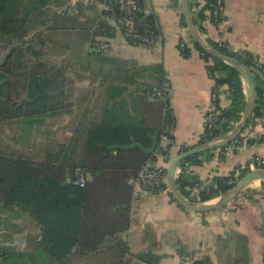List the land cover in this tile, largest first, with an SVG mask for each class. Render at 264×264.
<instances>
[{"label": "trees", "instance_id": "obj_1", "mask_svg": "<svg viewBox=\"0 0 264 264\" xmlns=\"http://www.w3.org/2000/svg\"><path fill=\"white\" fill-rule=\"evenodd\" d=\"M204 1L202 5L197 0H190V10L193 13V4L201 6L198 15H194L196 19L193 18L201 30V21L207 18V12L211 15L217 2ZM71 2L72 0H0V210L6 208L18 214L25 213L39 227L34 238L37 242L30 251L21 252L14 247L2 249L0 245L1 264H64L69 261L73 251L89 254L102 252L103 247L109 248L111 238L127 230L131 224L132 178L149 159L156 160L160 155L169 159V151L161 147L164 104L151 99L143 101L145 117L141 124L117 122L114 111H125L128 103H115L109 109L110 118L106 116L102 122L91 126H76L75 136L69 143L47 147L41 158L28 156L18 149L3 147L2 137L6 131L2 125L6 120L18 123L19 138L25 136V139H31L33 132L46 125L51 116L60 114L72 105V88L68 90V85L75 83L71 75L74 73L71 70L73 64H50L48 60L41 58L43 51L35 49L34 41L25 40L32 32L48 24V27L45 26L48 30L64 31L67 27L64 23L60 24L62 16L72 18L77 23L75 14L68 12L70 7L75 6ZM54 6L60 7V15L50 11ZM142 21L146 29L159 34V23L153 14L145 11ZM74 27L71 26L68 31L73 32ZM81 30L82 40L91 43L95 55L99 58L108 56L109 53L98 52L94 47L98 37L114 36L116 29L108 21L103 18L89 28L83 29L82 26ZM141 30L143 31V27ZM40 38L38 42L42 46L43 39ZM209 43L234 57L249 68L252 74H262L253 62L256 56L250 52L245 51L243 56L216 42ZM196 46L205 59L211 60L209 53L201 46ZM182 52L188 56L190 50L185 48ZM90 66L86 64L84 67L90 70ZM208 70L217 84L229 86L233 99L231 107L223 109L222 117L226 122L215 130L214 136L210 137L213 139L225 135L241 120L245 100L243 79L237 68L214 59L208 65ZM218 72H224L225 75L218 77ZM161 81H155L149 87ZM16 97L21 99L15 101ZM263 102L264 90L258 88V103ZM259 111L260 107L256 106L255 114L258 115ZM174 125L175 122L169 132L170 139L174 138ZM154 135L158 139V147L154 153H147L139 146L127 147L135 141L150 147ZM114 144L125 147L109 149ZM79 145L82 152L78 155ZM191 147L192 145H187L183 150ZM196 157L197 155L190 156L180 164L183 165L186 160L196 161ZM79 167L90 174L84 185L75 183ZM228 179L230 182H226ZM216 180L219 189L214 192L201 191V201L221 196L236 184V179L231 180L229 177H219ZM176 183L179 191L191 199L187 190L190 181L179 177ZM115 246L114 250L119 254H115L116 261L111 264H122L127 247L122 241H118ZM37 254L42 255V262ZM191 264L211 262L203 259Z\"/></svg>", "mask_w": 264, "mask_h": 264}, {"label": "crops", "instance_id": "obj_2", "mask_svg": "<svg viewBox=\"0 0 264 264\" xmlns=\"http://www.w3.org/2000/svg\"><path fill=\"white\" fill-rule=\"evenodd\" d=\"M197 1L202 5L205 3L204 0ZM143 2L146 12L153 14L159 23L160 40L154 46L133 45L116 29L114 36L109 37L111 48L108 56L99 58L93 53L91 43L80 38L82 30L80 33V28L74 25L72 31L78 35L82 51L70 56L74 72L71 75H75L70 93L72 105L57 114L60 117L57 121L61 123V130L67 127L71 130L62 134L58 143H69L75 136L76 126H91L102 122L106 116L110 118L109 109L115 103H128L125 111H114L117 122L141 124L145 117L143 101L148 100L146 88L155 81L168 80L172 88L169 102L174 111V138L163 141L169 151V159L160 155L156 158V165L169 168L179 155L181 146L193 147L202 140L205 110L216 83L209 74L208 65L215 58L205 59L197 48L198 44L188 29L183 0ZM71 3L78 8L74 14L78 21L76 24H81V27V21L86 20L89 28L104 18L98 7L99 11H92L94 5L89 0H72ZM197 6L193 4L194 13L191 11L194 19L201 7ZM207 14V18L201 21L203 30L194 24L208 42L219 44V40L225 38L232 48L248 51L264 64V0H225L224 21L220 26L213 22L209 12ZM181 37L190 50L188 56L180 47ZM83 54L87 57L85 64L79 61ZM86 64L91 65L90 70L85 69ZM82 69L86 74L81 73ZM223 73L216 75L223 77ZM253 77L258 88L264 90L262 74L255 72ZM243 87L245 108L242 116L248 104L244 79ZM232 100L229 86L222 85V108H230ZM259 112L261 114L256 115L254 111L244 129L245 135L253 138L264 135L261 107ZM221 148L197 154L193 169L184 174L183 180L205 181L238 175L253 156L264 155V144L260 142L227 153H221ZM81 152L80 147L77 154ZM191 195L196 203L217 201V198L201 201L197 190ZM118 241L127 247L122 264H191L203 259H208L211 264H264V179H253L232 200L207 211L185 207L170 190L136 203L132 200L130 227L112 237L108 242L111 243L109 248L103 247L102 252L89 254L73 251L72 255L96 258L104 253V249L118 255L114 250Z\"/></svg>", "mask_w": 264, "mask_h": 264}, {"label": "built area", "instance_id": "obj_3", "mask_svg": "<svg viewBox=\"0 0 264 264\" xmlns=\"http://www.w3.org/2000/svg\"><path fill=\"white\" fill-rule=\"evenodd\" d=\"M94 5H96L103 12V17L108 23L111 24L113 29H119L124 35L125 39L133 45H143V46H154L159 40L160 36L158 33L150 32L149 29H146L145 23L142 21V15L146 11L143 0H89ZM224 6L225 0H217L216 6L211 11V17L213 22L220 26L224 19ZM198 7V6H197ZM196 7V8H197ZM77 11V7H70L69 13L74 14ZM143 27V31L141 30ZM98 40L95 42L94 47L98 52L109 53L111 44L109 38L107 37H98ZM219 46L230 50L231 52L238 53L245 56V50H238L232 48L225 38L219 40ZM180 47L185 49L188 47L186 40L180 38ZM253 62L256 65V68L261 71L264 75V64L256 56L253 59ZM209 71V70H208ZM210 74V72H209ZM221 88L222 85L215 83L211 99L209 104L206 107L204 115V133L202 135L203 142L211 140L214 136L216 129L220 128L225 122L226 119L222 117L223 108L221 106L220 97H221ZM171 84L168 80H163L158 84H155L145 90V94L148 99L159 100L164 104L163 111V125H162V134H161V147L164 150H168L166 146L163 145V141L171 140L169 137V132L172 129V124L175 122L174 111L170 105V94H171ZM263 103H259L258 106L261 107V111L264 113ZM264 105V104H263ZM244 132V131H243ZM242 132L237 138L232 140L230 143L222 146L221 153H227L232 151H239L245 148L251 147L254 143L260 142L264 144V135L258 138H253L249 135H245ZM217 138V137H215ZM214 139V138H213ZM184 145L179 148V154L183 153L186 150ZM182 149V151L180 150ZM147 164L143 165L138 171V174L133 178L134 188H133V202L136 203L143 198H146L151 195L160 196L164 194L169 189L167 182V168L162 165H156L155 159H149ZM194 160H186L183 165L179 163L176 177H183L185 173L191 171L194 166ZM264 168V155H255L252 160L248 162L244 171L238 175L232 174L226 177L236 179V182L240 180L241 176H244L246 173L255 170V169ZM78 177L75 179L76 184L84 185L85 182L90 177V174L79 167ZM230 182V180H226ZM219 189L217 180H205V181H190L187 185V190L191 195L196 190L200 194L201 191L206 190L207 192H214ZM216 196L214 198H219ZM188 198V197H187ZM200 198V197H199ZM189 199V198H188ZM190 199V200H191ZM191 200V201H192Z\"/></svg>", "mask_w": 264, "mask_h": 264}, {"label": "rangeland", "instance_id": "obj_4", "mask_svg": "<svg viewBox=\"0 0 264 264\" xmlns=\"http://www.w3.org/2000/svg\"><path fill=\"white\" fill-rule=\"evenodd\" d=\"M94 7H92V11L95 12L98 9L100 10V8L96 9V5H94ZM59 8L60 7L54 6L50 8V11L57 13L58 15L59 10H61ZM62 17L63 19L60 24L64 23L67 27L64 31H56L55 29L48 30L45 28V26L48 27V24L41 27V29L39 28L32 32L25 38V40L29 39L30 41H34L33 46H35V49H41L43 51L41 58L48 60L50 64L66 62L70 66L72 61L70 56H72V54L78 55V53H81L79 51H82V49L80 48V41L77 40L79 39L78 35H76L75 31L70 32L68 29L71 26L76 25L80 28L81 33V24L77 25L72 18L70 19L67 17V19L64 16ZM81 23H83V29L90 25L89 23H86V20L81 21ZM40 37L43 39L42 46L38 42ZM86 59L87 57L84 54L82 57H79V61L83 64H85ZM81 73L86 74V70L82 69ZM79 84L78 86L81 87ZM83 84H87V81H83ZM72 87L73 84L71 83L68 85V90ZM76 87L77 86H75V88ZM20 99L21 98L16 97L14 100L19 101ZM69 112L68 114L70 115L71 113ZM58 118H60L59 115L54 117L51 116L46 125L41 126L36 132H33L31 139L29 137L25 139V136L19 138L20 130L18 123L15 120H6L2 125L4 131H6L2 137L3 147L8 148L9 150L18 149L24 154L35 158L43 157L47 147L56 146L61 135L71 130L69 127L62 128L61 130V123L57 121ZM29 140L30 143L28 142ZM37 231L38 227L27 214H18L16 211L6 208H4L3 211L0 210V245L2 249L14 247L17 251L21 252L32 250L35 247V242H37L34 241V238L38 234ZM103 252L104 253L98 255L96 258H89L86 255L71 254L69 261L64 264H111L116 261V257L112 251H105L104 249ZM37 255H39V259L42 262V255Z\"/></svg>", "mask_w": 264, "mask_h": 264}, {"label": "water", "instance_id": "obj_5", "mask_svg": "<svg viewBox=\"0 0 264 264\" xmlns=\"http://www.w3.org/2000/svg\"><path fill=\"white\" fill-rule=\"evenodd\" d=\"M183 11L187 21L188 29L195 39L196 43L201 46L207 53H209L213 58L220 59L233 67L237 68L245 81L246 90L248 95V104L246 110L237 125L227 132L225 135L221 137H217L211 139L207 142L200 143L191 147L190 149L184 151L183 153L179 154L170 164L167 173V182L171 193L174 197L185 207L196 210V211H207L219 207L228 201L232 200L236 195H238L253 179L262 178L264 179V168L255 169L248 173H246L240 180L236 182V184L225 194L221 195L219 199L215 202L210 203H196L188 199L185 195H183L176 183V172L179 163L193 155H197L201 152L208 151L213 148H217L223 145L230 143L232 140L237 138L239 135L242 134L246 126L248 125L258 103V86L254 80L253 74L249 68L242 65L238 62L234 57L224 53L220 49L211 45L202 35V33L197 29L196 25L194 24V19L190 10V0H183ZM264 78V75H262ZM141 147L147 153H154L158 147V139L157 135L153 136V143L150 147H145L140 142H133L127 147ZM124 145L114 144L109 146V149H116V148H123ZM71 179H69L70 181Z\"/></svg>", "mask_w": 264, "mask_h": 264}]
</instances>
